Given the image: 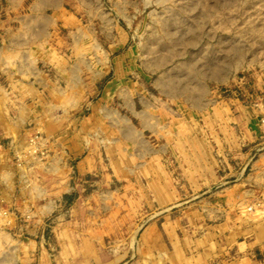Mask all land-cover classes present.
<instances>
[{
  "label": "rangeland",
  "instance_id": "374dc122",
  "mask_svg": "<svg viewBox=\"0 0 264 264\" xmlns=\"http://www.w3.org/2000/svg\"><path fill=\"white\" fill-rule=\"evenodd\" d=\"M52 2L1 35L54 59L0 62V264H264V0Z\"/></svg>",
  "mask_w": 264,
  "mask_h": 264
},
{
  "label": "crops",
  "instance_id": "0c3cea01",
  "mask_svg": "<svg viewBox=\"0 0 264 264\" xmlns=\"http://www.w3.org/2000/svg\"><path fill=\"white\" fill-rule=\"evenodd\" d=\"M52 1L53 0H0V62L2 63L15 62L17 60V53H19V51H21L22 53L23 50L22 48L29 47L33 49V46L36 48L38 47L47 48L45 53H43L41 60L44 61L45 63L53 62L54 51L52 50V48L54 47V45L50 46L48 45V42H46L45 44L36 42V43H29V45H24V43L18 39L12 38L5 40L1 38V35L3 33L14 32V29L17 27V24L19 22L22 23L25 16L35 17V16H40V14L47 15V13H45L44 10L48 8L51 3H53ZM12 22L15 24V28ZM21 29L22 27L19 28V30ZM25 54L27 57V53ZM19 58L21 57H18V59ZM21 71L22 69L19 71V73H17L18 75H13V74L5 75L3 73L2 74L0 73V95L1 94L5 95L8 92V94H16L18 96L22 95L24 97L25 95L30 94L32 90L30 89L31 86H28V89L27 88L24 89L23 86L24 79L21 75L22 74ZM0 108H1L0 110H4V112L5 110L7 111L11 110V112H14L19 109L18 106H13L11 109L9 107H5L3 109V107L1 106ZM3 120L5 121L6 119L4 118ZM22 123L23 122L13 127H8L6 124L5 127L2 126L0 128L1 133L8 135L13 132H16L23 126ZM72 138H73V140L71 141L72 148L74 154L75 152L76 154L56 155L55 158L62 159V157L65 156V158H67L71 162L74 161L72 163L75 164L74 167L76 168V173L78 176L77 178H79V180L78 182L74 183V186H72V188H76L77 190L79 189L82 190L83 184L80 183V180L82 179L80 177L83 178L87 177L91 173H94L96 175H102L103 165L101 161L108 158H112L113 155H98L99 152L98 153L95 152V154H92L91 149L88 150L84 148L80 136L75 138V133H72ZM84 151H87L88 153L85 154ZM82 153H84V155H82ZM242 156H246V157L251 156L250 169L252 170V178H247L246 181L247 180L250 181L256 187H259L262 191H264V153L258 156H254V155H242ZM101 182L102 181L99 180L97 183L101 185ZM58 188H59L58 190H63V192L70 190L69 189L70 187L65 184ZM259 222L262 228L261 230L263 231L264 220H261Z\"/></svg>",
  "mask_w": 264,
  "mask_h": 264
},
{
  "label": "bare ground",
  "instance_id": "6f19581e",
  "mask_svg": "<svg viewBox=\"0 0 264 264\" xmlns=\"http://www.w3.org/2000/svg\"><path fill=\"white\" fill-rule=\"evenodd\" d=\"M34 134H35V133H34ZM32 136H33V135H32ZM29 137H31V136H28V138H29ZM32 138H33V137H32ZM35 138H36V137H35ZM37 138H38V136H37ZM41 139H42V137H41ZM41 139H40V141H41ZM18 140H19V139H18ZM20 141H21V140H20ZM40 141H39V142H40ZM24 142H25V141H24ZM27 142H28V141H27ZM29 143H30V142H29ZM42 143H43V141H42ZM27 145H28V144H27ZM29 145H30V144H29ZM31 147H33V146H31ZM36 147H37V146H36ZM38 148H40V146H39ZM34 149H35V148H34ZM39 150H40V149H39ZM31 152H32V151H31ZM33 152H35V151H33ZM29 154H30V153H29ZM31 154H32V153H31ZM47 154H48V153H47ZM46 156H47V155H46ZM51 156H52V157H51V159H52V158H53V155H51ZM55 157H56V156H55ZM55 157H54V158H55ZM51 159H50V160H51ZM51 161H52V160H51ZM51 161H50V162H51ZM56 162H58V161H56ZM53 164H54V163H53ZM51 166H52V165H51ZM55 166H56V165H55ZM47 167H48V166H47ZM51 168H52V167H51ZM56 168H57V167H56ZM53 169H54V168H53ZM50 171H53V170H50ZM56 171H57V170H56ZM36 189H37V188H36ZM36 189L34 188V190H36ZM39 191H40V190H39ZM36 193H37V191H36ZM37 194H38V193H37ZM37 194H36V195H37ZM33 196H34V195H33ZM43 200H44V199H43ZM45 200H46V199H45ZM49 201H50V197H49ZM261 202H262V201H261ZM40 203H41V202H40ZM46 204H47V203H46ZM252 204H253V203H252ZM43 205H45V202H44ZM48 205H49V204H48ZM256 205H258V204H256ZM260 205H261V204H260ZM37 206H38V205H37ZM45 207H46V206H45ZM39 208H40V207H39ZM39 208H38V209H39ZM255 208H257V207H255ZM39 210H40V209H39ZM39 210H38V211H39ZM33 219H34V218H33ZM33 219H32V220H33ZM36 221H37V220H36ZM35 223H36V222H35ZM34 225H35V224H34ZM31 230H32V229H31ZM32 231H33V230H32ZM32 231H31V232H32Z\"/></svg>",
  "mask_w": 264,
  "mask_h": 264
}]
</instances>
